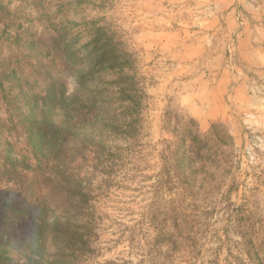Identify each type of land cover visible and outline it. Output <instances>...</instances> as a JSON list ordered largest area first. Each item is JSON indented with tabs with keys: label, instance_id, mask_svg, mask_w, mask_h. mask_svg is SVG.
<instances>
[{
	"label": "rangeland",
	"instance_id": "1",
	"mask_svg": "<svg viewBox=\"0 0 264 264\" xmlns=\"http://www.w3.org/2000/svg\"><path fill=\"white\" fill-rule=\"evenodd\" d=\"M0 3V229L14 235L12 264L28 228L9 208L21 206L20 186L37 163L23 106L52 80L71 93L67 51L85 68L97 34L116 46L119 61L127 53L133 69L125 72L136 74L145 96L137 132L122 125L131 118L121 105L106 106L117 128L104 127L107 116L99 124V159L84 150L83 133L71 140L72 172L98 223L83 264H264V0ZM61 35L66 42L47 56ZM113 77L96 75L88 89ZM185 126L195 155L184 167L198 171L190 194L159 178L163 141L173 148V130ZM46 177L36 176L49 192Z\"/></svg>",
	"mask_w": 264,
	"mask_h": 264
},
{
	"label": "trees",
	"instance_id": "2",
	"mask_svg": "<svg viewBox=\"0 0 264 264\" xmlns=\"http://www.w3.org/2000/svg\"><path fill=\"white\" fill-rule=\"evenodd\" d=\"M2 9L0 3V13ZM66 39L65 36H58L48 46L47 56L58 52ZM91 45L87 56L82 59L85 68L78 62L77 52L67 51L66 60L71 63V69L70 74L67 70L64 73L76 83L71 93L67 94L64 80H52L44 90L33 92L23 106L25 110L22 116L26 122L24 129L37 162L31 169L34 175H45L48 181H53V188L46 191L47 184L37 180L36 176L28 182L24 180L20 186L21 206L18 209L9 208L13 214L27 221L24 228H28V231L23 234L22 249L17 253L21 257L18 264L85 262L98 223L94 217V204L87 197L86 188L72 172L74 159L69 147L71 140L83 133L84 139L81 142L87 146L84 150L89 149L94 159L102 157L104 148L101 145L104 140L99 124L107 116L109 119L106 122L104 120V127L110 126L111 131H115L116 115L108 116L106 113V106L113 104L121 105L123 112L131 118L130 121L124 120V127H131L135 132L139 129L138 116L145 92L139 86L136 74L125 72L127 68L133 69L131 61L125 58L127 53L123 52V59L119 61L116 46L110 41H103L100 34L95 36ZM102 74H114V77L103 89L89 90V85L97 79L96 75ZM19 89L27 99L25 89L22 86ZM162 122V130L166 131L169 122L166 118ZM127 131L129 133V129ZM173 132L178 143L171 148V141L164 139L159 153L162 159L159 178L168 185L178 184L181 193L190 194L195 188L198 172L195 168L184 167L186 160L190 159L189 155H195L185 143L192 132L186 126ZM13 238L11 229H0V264H12Z\"/></svg>",
	"mask_w": 264,
	"mask_h": 264
}]
</instances>
